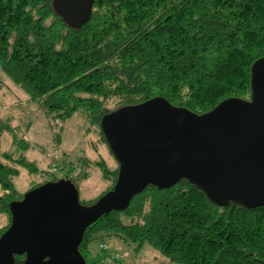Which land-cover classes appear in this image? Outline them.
<instances>
[{
	"label": "trees",
	"instance_id": "16d2710c",
	"mask_svg": "<svg viewBox=\"0 0 264 264\" xmlns=\"http://www.w3.org/2000/svg\"><path fill=\"white\" fill-rule=\"evenodd\" d=\"M54 4L0 0V90L8 77L49 117L63 121L83 110L102 127L120 108L157 97L199 116L229 99H253V67L264 58V0H96L81 29ZM6 131L29 149L12 121L0 123V134ZM93 164L113 181L106 195L118 183L120 163L116 169L105 160ZM21 166L34 169L26 158L0 153V214L10 220L0 238L13 222L11 204L25 198L14 185ZM100 198L86 203L80 194L87 207ZM131 203L89 227L80 246L89 264L96 233L137 251L150 245L169 259L160 264H264V205L221 206L189 179L168 189L150 185ZM15 264H28L27 254Z\"/></svg>",
	"mask_w": 264,
	"mask_h": 264
},
{
	"label": "water",
	"instance_id": "95a60500",
	"mask_svg": "<svg viewBox=\"0 0 264 264\" xmlns=\"http://www.w3.org/2000/svg\"><path fill=\"white\" fill-rule=\"evenodd\" d=\"M96 0H55L56 12L81 29ZM253 99L233 98L197 115L168 99L120 108L101 124L120 175L115 188L87 207L70 179L47 182L11 204L13 222L0 238V264H89L80 246L104 214L124 211L150 186L189 179L221 206L264 205V58L253 67Z\"/></svg>",
	"mask_w": 264,
	"mask_h": 264
},
{
	"label": "rangeland",
	"instance_id": "374dc122",
	"mask_svg": "<svg viewBox=\"0 0 264 264\" xmlns=\"http://www.w3.org/2000/svg\"><path fill=\"white\" fill-rule=\"evenodd\" d=\"M5 78L6 85L0 90V123L12 121L18 138L26 140L30 147L23 149L14 135L6 131L0 134V153L9 152L16 159L26 158L34 163V169L20 167V175L14 180L19 193H28L38 183L51 182L55 178L64 180L70 176L78 183L84 202H94L104 195L113 181L105 180L102 170L93 163L105 160L113 169L119 163L101 135V125L93 122L91 116L83 110L63 121L54 116L49 117L42 104L31 101L30 95L18 84ZM87 159L93 162L86 167ZM85 175L87 179L83 178ZM2 193L0 187V195ZM7 223V217L0 214V227ZM91 239V264H95L94 261L99 257L103 264L105 257L112 253L117 254L120 260H107L104 264H160L169 261L161 251L150 245L137 251L135 245L106 233H96ZM103 241L109 244V253L101 249Z\"/></svg>",
	"mask_w": 264,
	"mask_h": 264
},
{
	"label": "built area",
	"instance_id": "2783aa9c",
	"mask_svg": "<svg viewBox=\"0 0 264 264\" xmlns=\"http://www.w3.org/2000/svg\"><path fill=\"white\" fill-rule=\"evenodd\" d=\"M101 249L104 250L106 253H109V251H110L109 250L110 249L109 244L107 242L103 241L101 244ZM107 260L113 262L114 260L119 261L120 259H119V256L117 254L112 253V254H109L108 256L105 257V259L103 260V264L107 263Z\"/></svg>",
	"mask_w": 264,
	"mask_h": 264
},
{
	"label": "crops",
	"instance_id": "0c3cea01",
	"mask_svg": "<svg viewBox=\"0 0 264 264\" xmlns=\"http://www.w3.org/2000/svg\"><path fill=\"white\" fill-rule=\"evenodd\" d=\"M3 191V190H2ZM3 194V193H2ZM1 194V195H2ZM2 215H5V214H2ZM6 217H7V220H8V223L5 225V226H3V227H6L7 225H9V223H10V220H9V218H8V216L7 215H5ZM0 228H2V227H0Z\"/></svg>",
	"mask_w": 264,
	"mask_h": 264
}]
</instances>
